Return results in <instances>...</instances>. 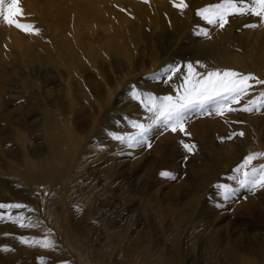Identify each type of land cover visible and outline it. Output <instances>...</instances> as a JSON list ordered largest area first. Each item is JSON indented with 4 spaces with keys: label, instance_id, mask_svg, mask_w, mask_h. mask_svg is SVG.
Segmentation results:
<instances>
[{
    "label": "rangeland",
    "instance_id": "1",
    "mask_svg": "<svg viewBox=\"0 0 264 264\" xmlns=\"http://www.w3.org/2000/svg\"><path fill=\"white\" fill-rule=\"evenodd\" d=\"M186 2L181 12L173 0H20L24 15L17 19L38 35L15 26L7 32L0 17V202L22 200L34 209L33 221L62 240L57 248L68 249L47 217L56 201L60 218L74 214L80 230L91 228L98 253L111 252L102 254L107 264L121 263L118 255L122 264H264V188L249 191L230 179L245 155L264 151V110L218 116L206 110L211 105L196 108L185 121L190 136L154 129L150 148H129L108 135L134 133L132 120L150 123L130 90L180 94L188 63L201 74L234 69L264 79V25L244 27L256 17H229L219 29L195 15L217 0ZM196 26L209 28L211 38L195 35ZM170 65L182 70L166 83ZM239 132L245 135L224 139ZM54 133L63 140L62 156L49 150ZM181 140L195 144L193 152ZM53 160L43 189V163ZM261 163L264 157L253 162ZM162 170L176 179L160 176ZM217 184L238 191L225 198ZM13 228L10 238L23 235ZM14 242L12 257L23 264L26 244ZM57 248L45 251L60 257ZM0 256L7 259L2 250Z\"/></svg>",
    "mask_w": 264,
    "mask_h": 264
},
{
    "label": "snow or ice",
    "instance_id": "2",
    "mask_svg": "<svg viewBox=\"0 0 264 264\" xmlns=\"http://www.w3.org/2000/svg\"><path fill=\"white\" fill-rule=\"evenodd\" d=\"M147 2V0H145ZM173 7L183 12L189 7L186 0H173ZM24 15L20 5V0H0V17L3 22L9 26H15L17 29L26 33L39 34V29L31 23H21L17 17ZM195 15L199 17L206 25L224 29L229 23V17L252 16L257 18V23H248L244 27L257 28L264 25V0H217L196 10ZM194 34L198 37L211 38L210 29L203 26H196ZM187 74L184 77L183 92L177 95H153L151 92H142L133 87L129 92L130 99L139 101L141 106L151 113V122L145 124L139 120H132L131 125L136 130L134 133L120 135L118 132H109L111 139L124 144L129 148L151 147L150 133L154 129H160L159 134L164 131L172 133H183L190 136L187 132L185 121L187 114L196 108L205 110L206 106L209 114L214 112L218 116H224L226 113L245 112L253 113L264 110V88H262L254 99L247 100L241 107L244 97L254 91L257 86H264V79L257 77L253 73H243L234 69H210L205 73H198L193 63L186 65ZM182 70L180 65H170L169 72L164 80L171 83ZM159 77L153 76V79ZM244 132L231 133L224 139H232L234 136L243 137ZM187 153L193 152L196 145L184 140L179 142ZM264 157V151L249 152L243 157V162L239 164L234 171L238 174L230 179L235 180L239 188L252 191L256 188H264V163L255 166L253 164L258 158ZM160 176L176 179V175L170 170H162ZM216 187L221 191L225 198L235 196L238 188H233L228 184H217ZM47 193H45L46 195ZM40 193H37L39 196ZM28 209L29 212L35 211L29 205L20 202L3 203L0 202V220L8 219L17 224L20 228H40L41 222L37 218L33 221L31 216H25L22 212L14 214L11 210ZM51 230H49L50 233ZM20 243L29 246H39L47 250L57 248L56 242L48 234L43 239H34L30 241L27 237L21 235L17 237ZM5 251L11 250L7 247ZM43 259V258H42ZM64 264H70L65 261Z\"/></svg>",
    "mask_w": 264,
    "mask_h": 264
},
{
    "label": "bare ground",
    "instance_id": "3",
    "mask_svg": "<svg viewBox=\"0 0 264 264\" xmlns=\"http://www.w3.org/2000/svg\"><path fill=\"white\" fill-rule=\"evenodd\" d=\"M7 26V32H11L13 30V27L12 26H9V25H6ZM15 31V30H14ZM9 36V35H8ZM10 37L12 38H15V42L16 43H20L21 42V39L20 38H17V35H16V32H13ZM12 41V40H11ZM73 133H75V131L73 130L72 131ZM50 143H49V150L54 154V156H62L63 153H64V148H63V140L61 138V136L57 133H54L52 134L50 137ZM63 143V144H62ZM78 138L75 137L73 139V144L74 146H78ZM72 163V161H70V164ZM69 164V165H70ZM54 165H55V160L49 162H45L43 163V169H42V177H43V180H41V183H43L42 187L44 189V179L47 180L49 179L53 172H54ZM32 181V180H31ZM35 182V180L33 181ZM32 182V183H33ZM31 183V182H30ZM31 183V184H32ZM36 183V182H35ZM34 184V183H33ZM33 184L31 187H33ZM29 188V187H27ZM22 196V195H21ZM77 197V196H76ZM25 199V198H24ZM23 199V200H24ZM22 201V200H21ZM20 201V202H21ZM25 201V200H24ZM73 202V201H71ZM70 203V202H69ZM90 204V203H89ZM67 205V204H66ZM70 205V204H69ZM49 206V205H48ZM56 207H59L57 206V201L56 203H52L51 206H49V209L50 211L48 212L47 214V217H48V220H49V223L53 224L56 228V230H60L59 234L61 235V239L64 240V244L65 246L68 247L70 253L68 252V249L65 247L63 248L64 246H59L58 245V248L59 250L57 251H60V247H62V250L63 252H61V256L60 257H56V255H54V257L48 255L49 252L45 251L46 249H36V248H30V247H26L25 246V255L24 257L21 259V263L23 264H64L65 261L67 262H70V264H91L92 262L94 264H107V258L105 259L104 255L102 254H108L110 256L111 252L107 251V252H103L101 251V253H98L96 247H95V240L93 238V235L94 233L92 232L91 228L84 231V230H80L78 225L80 224L79 222L75 221L74 220V214L72 213H69L68 215H65L62 219L60 218L59 214H57V208ZM89 207V206H88ZM48 208V207H47ZM68 208V207H66ZM90 208V207H89ZM48 209V210H49ZM71 209H67L71 212ZM92 209V208H91ZM73 210V209H72ZM25 216H31V213L32 212H29L27 211V208L26 209H22L20 210ZM47 211V210H46ZM91 213V212H90ZM46 215V213H45ZM39 216V215H38ZM33 218V217H32ZM35 218V216H34ZM39 219V218H38ZM80 219V218H79ZM77 220V219H76ZM97 220V219H96ZM116 220V219H115ZM88 221V219H87ZM42 222V221H40ZM90 222V221H89ZM0 223L2 224L0 227H2V231L4 232V234H7V238L5 239V236L0 234V243H2L1 247H0V252L1 250L5 252V255L7 254V259L4 260L5 256L3 258H1L2 256H0V264H18L19 261L16 259V258H13L12 257V251L11 250H8V251H5L4 248L7 247L8 249H11L12 246H13V240H18V239H12L10 238L8 235L10 234L8 229H14L13 227L16 225L14 223H12L10 220L8 219H4V220H1ZM99 223V222H98ZM96 225V224H95ZM83 226V225H82ZM94 226V224H93ZM6 228V229H5ZM24 229V230H23ZM25 229L29 230L28 233L30 234H27L25 235L26 236H30L31 234L32 235H37V233L40 232L41 234V231H42V234L41 235H45L48 234L50 236V238L52 239L53 237L51 236L53 232H50L47 231V230H43L41 227L40 228H22V231L24 232L23 235L25 234ZM34 229V230H33ZM26 230V231H27ZM53 230V229H52ZM1 231V232H2ZM54 231V230H53ZM0 232V233H1ZM12 232V231H11ZM55 233V232H54ZM22 234V233H21ZM20 234V235H21ZM40 234H38V238H41L43 239L44 237L41 236ZM55 237V236H54ZM57 237V236H56ZM32 238L34 240V237H31L30 240L32 241ZM37 238V237H35ZM58 238V237H57ZM54 240V239H53ZM13 241V242H12ZM57 241V240H56ZM55 241V242H56ZM59 241H62V240H59ZM57 241V242H59ZM56 242V243H57ZM15 244L14 245H17V243H20V242H14ZM22 244V243H20ZM61 244V243H60ZM62 245V244H61ZM20 247V245H18ZM18 247V248H19ZM38 248V247H37ZM17 249V248H16ZM66 250V252L64 250ZM20 250V249H18ZM22 250V248H21ZM56 250V249H55ZM35 251H37L35 253ZM45 251V252H44ZM50 251V250H49ZM17 252V250H16ZM23 252V251H22ZM52 252V251H51ZM18 253V252H17ZM24 253V252H23ZM53 253V252H52ZM69 253L70 255V259L68 256H66L67 254ZM122 253V252H121ZM54 254V253H53ZM59 255V254H58ZM176 255V254H175ZM112 256V255H111ZM15 257H16V254H15ZM43 258V259H42ZM50 259L51 261H45V259ZM116 261L117 260H121L120 262L121 263H118V262H113L112 264H122L123 263V258L122 256L118 255L116 256ZM104 261V262H103ZM110 261V260H109Z\"/></svg>",
    "mask_w": 264,
    "mask_h": 264
}]
</instances>
